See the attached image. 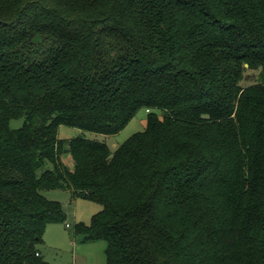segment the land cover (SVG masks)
I'll return each mask as SVG.
<instances>
[{
	"label": "trees",
	"instance_id": "1",
	"mask_svg": "<svg viewBox=\"0 0 264 264\" xmlns=\"http://www.w3.org/2000/svg\"><path fill=\"white\" fill-rule=\"evenodd\" d=\"M51 190L108 264H264V0H0V264H51Z\"/></svg>",
	"mask_w": 264,
	"mask_h": 264
},
{
	"label": "rangeland",
	"instance_id": "2",
	"mask_svg": "<svg viewBox=\"0 0 264 264\" xmlns=\"http://www.w3.org/2000/svg\"><path fill=\"white\" fill-rule=\"evenodd\" d=\"M259 82V71L246 70L241 86L248 87ZM156 113L160 114L159 112ZM148 116V111L141 109L116 135H103L62 126L59 129V136L68 140L84 136L90 140L105 142L112 151H115L134 134L146 129ZM23 123L24 119L12 120L11 127L17 129ZM64 161L70 169H73L74 163L70 156L64 157ZM48 167L52 168V165H48ZM43 194L49 199L61 202L67 214L65 222L51 223L47 227L43 238L44 242L39 245L44 258L51 264H108L106 241L86 242L75 232L76 224L89 225L92 217L103 209L102 205L82 197H74L67 190L44 191ZM67 224L70 227H67Z\"/></svg>",
	"mask_w": 264,
	"mask_h": 264
},
{
	"label": "built area",
	"instance_id": "3",
	"mask_svg": "<svg viewBox=\"0 0 264 264\" xmlns=\"http://www.w3.org/2000/svg\"><path fill=\"white\" fill-rule=\"evenodd\" d=\"M67 227H70V225H69V224H67Z\"/></svg>",
	"mask_w": 264,
	"mask_h": 264
},
{
	"label": "crops",
	"instance_id": "4",
	"mask_svg": "<svg viewBox=\"0 0 264 264\" xmlns=\"http://www.w3.org/2000/svg\"><path fill=\"white\" fill-rule=\"evenodd\" d=\"M68 192V191H67ZM67 226V225H66Z\"/></svg>",
	"mask_w": 264,
	"mask_h": 264
}]
</instances>
